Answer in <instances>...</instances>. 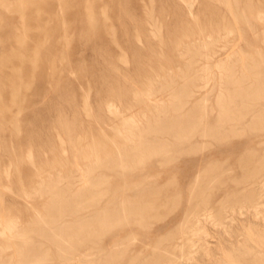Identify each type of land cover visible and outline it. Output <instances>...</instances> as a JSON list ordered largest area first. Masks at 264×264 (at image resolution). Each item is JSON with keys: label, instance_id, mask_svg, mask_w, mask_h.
<instances>
[{"label": "rangeland", "instance_id": "rangeland-1", "mask_svg": "<svg viewBox=\"0 0 264 264\" xmlns=\"http://www.w3.org/2000/svg\"><path fill=\"white\" fill-rule=\"evenodd\" d=\"M258 13L264 15V0H0V262L16 264L33 243L54 264H89L60 259L44 231L31 224L36 210L47 213L52 188L76 191L88 183L77 205L81 211L93 208L91 200L100 204L119 194L131 175L184 190L204 165L203 180L212 173H222L230 186L235 179H253L248 173L256 157L264 156V127L251 122V96L245 92L264 71V19ZM205 40L211 41L208 47L195 51ZM220 60L232 64L239 82L222 85L230 111L218 122ZM207 64L214 78L199 87L194 76ZM170 77L174 82L150 99L168 113L180 105L188 141L170 146V157L151 156L128 173L107 160L126 143L124 118L132 115L148 126L147 137L177 139L174 131L155 128L164 113H156L146 94ZM211 88L207 101H195ZM159 212L142 227L107 226L86 239V248L109 244V237L129 226L163 232L181 214L179 205ZM9 219L19 231L5 228ZM208 239L211 255L197 254L193 264H264V204L256 216L235 219L228 234Z\"/></svg>", "mask_w": 264, "mask_h": 264}, {"label": "bare ground", "instance_id": "bare-ground-1", "mask_svg": "<svg viewBox=\"0 0 264 264\" xmlns=\"http://www.w3.org/2000/svg\"><path fill=\"white\" fill-rule=\"evenodd\" d=\"M257 16L264 19L262 14L258 13ZM210 42L207 40L200 42L195 51L198 52L200 49L207 48ZM216 66L220 69V73L217 76L218 89L215 94V102L218 104L219 110L217 121L219 122L230 111L225 104L230 95L227 96L224 93L222 85L224 83H237L239 79L234 78L235 73L233 72L232 64L220 60ZM210 68L208 64L203 65L199 68L201 74L194 76L201 81L199 87L204 85L206 88L207 82L214 78ZM243 77L245 78V76ZM173 82V78L170 77L168 80L160 82L159 86L152 88L146 94L150 104L156 109V113H164L157 121L155 128H158L157 130L160 132L166 133L174 131L177 139L170 142L163 136L147 137L145 131L149 127L143 125L131 115L124 118L128 126L127 134L125 135L126 143H124L122 149L114 152V158H107L108 161L112 159L115 164H119L123 170L130 173L134 168L133 165L139 164L141 160L151 156H159L157 161L164 160L170 157V146L178 147V145L188 141V132L185 133L183 131L185 122L188 119L182 114L180 105L178 107L176 105L172 113H168L167 108H157V103L151 102L152 99H150L151 95ZM212 89L197 96L195 101L202 103L207 101ZM245 95L249 98L251 96V102H248V104L252 105L253 111L251 122L256 124V126L264 127V71L257 72L251 92H245ZM241 96L240 98H242ZM160 102L163 103L164 100ZM205 112L207 111L205 110ZM250 120L247 121L250 123ZM218 127L220 128L219 125ZM218 127L214 131V135L219 137L220 130H218ZM208 130V128L206 131L203 130V134L207 135L209 133ZM199 144L197 146H201ZM190 147L191 149L194 148L193 146ZM254 164L253 173H248L249 176H253L251 177L253 179H235L234 186L226 184V180L222 179V173H212L209 176L207 175L206 180H203V174L207 172L205 165L198 169L199 171L188 182L185 190L181 187L168 189L165 185L158 182L143 181L146 178L145 175L139 176L143 179L141 181L134 180L135 176L131 175L127 187L119 194L114 195L113 193L105 202L100 204L97 200H91L88 204L90 203L89 205H92L93 208L81 211L78 209H82V207L77 205L81 204L82 197L87 194L88 183L79 186L76 191L52 188L50 192L53 196L45 205L47 213L42 214L36 210L31 224L44 231L48 242L53 245L58 257L63 260L74 259L78 263L89 264H122L120 259L125 257L123 264H185L186 262L193 264L197 254L208 257L211 255L212 247L209 245L210 239L208 238L228 234L231 224L241 216L250 215L252 217L259 213L260 206L264 204V201H261L262 197H264V156H257ZM101 166L105 165L102 164ZM88 167L83 170L85 174L89 172ZM99 176L106 177L108 175L99 174ZM147 176H150V174ZM58 178L61 177L59 176ZM93 180L96 181V178ZM68 192L72 194L67 195ZM167 205H179L181 211L179 220L175 226L173 225V228L163 232L155 231V229L154 231L142 233L138 232L136 228L129 226L125 233L120 235L118 232L109 237V244H104L97 248H86V239H94L107 226H114L123 222L124 224L142 227L148 223L149 219L159 218V211ZM68 210H73V212L66 213L65 211ZM5 228L8 230L13 228L20 230L15 219L7 220ZM211 231L212 234L210 233ZM0 232L3 233L4 230L1 229ZM135 241L141 243L133 250L129 246ZM27 248H29V253L24 255L19 253L22 258L21 260L17 259L16 264H54L51 262L50 255L46 254L44 249L41 250L38 245L30 243ZM46 248L48 249V247ZM80 249L91 251L76 252L74 256L71 255L74 250ZM114 259L119 260L114 262ZM256 262L255 260L254 264ZM250 263L253 264V262ZM0 264L3 263L0 262Z\"/></svg>", "mask_w": 264, "mask_h": 264}]
</instances>
